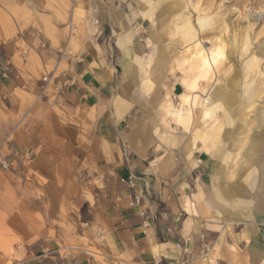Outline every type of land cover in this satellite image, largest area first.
<instances>
[{
  "label": "crops",
  "instance_id": "obj_1",
  "mask_svg": "<svg viewBox=\"0 0 264 264\" xmlns=\"http://www.w3.org/2000/svg\"><path fill=\"white\" fill-rule=\"evenodd\" d=\"M133 1L154 18L183 6ZM146 28L145 61L132 0H0V177L5 190L42 191L59 223L16 264H199L206 243L225 242L220 218L230 233L255 224L247 255L257 264L264 214L217 179L219 136L173 119L172 97L180 106L192 95L193 111L196 90L167 84L169 52Z\"/></svg>",
  "mask_w": 264,
  "mask_h": 264
},
{
  "label": "rangeland",
  "instance_id": "obj_2",
  "mask_svg": "<svg viewBox=\"0 0 264 264\" xmlns=\"http://www.w3.org/2000/svg\"><path fill=\"white\" fill-rule=\"evenodd\" d=\"M163 2L165 6L168 1ZM182 2V7L171 9L163 13L160 18H157L159 12H156L154 18L155 14H151V17L144 16L132 0L133 6L139 13L143 37L148 46L143 60L146 61V58L153 54L151 41L147 40L150 36L146 28L148 22L152 23V30L157 36L152 39L153 43L165 46L169 52L163 66L165 75L163 77L167 84L180 83L182 93L183 80L195 73L193 63L186 57L194 51V44L198 42L205 52L219 45L223 46L224 56L219 67L210 71L205 80H198L199 84L195 89L198 104L193 107L192 118L196 120L198 129L201 131L214 132L219 130V125H223L217 139L225 147L216 153L212 151L220 167L217 179L233 189H240L241 193L238 197L251 201L257 211L264 214V173L252 172L250 157L241 158L242 155L238 154L240 147L245 145L247 135L253 129H259L256 117L264 106V0H182ZM200 17L209 19L208 25L204 28H200L197 23ZM185 22L192 28L189 34L182 28ZM256 71L260 74L259 76L256 75ZM256 79L262 82L260 98H256L257 100L251 105L245 107V88L248 83ZM217 86L220 88L214 91ZM225 93H233L236 97L235 104L229 110L231 126L225 124L226 114H224L222 104L220 105ZM176 97L177 95L172 99L177 108L179 107V96ZM211 102L215 105L210 114L207 117L200 116L198 109L200 104L207 106ZM232 137L239 140L238 145L232 142ZM227 151L232 155L231 157L224 156ZM0 168H3L1 163ZM3 183L0 177V264H16L19 249L23 247L33 250L40 248L46 240L43 237L44 234L48 231L52 234V229L59 223L49 221V206L43 203L44 193L42 191L28 190L25 193L12 189L9 191L3 188ZM211 207L213 206H210V209ZM204 217L216 221V216L211 213L205 212ZM219 221L221 225L219 236L223 237L225 242L217 245L218 239H214L211 243H206L199 264H250L247 252L258 233L255 224L249 223L247 230L244 231L243 227L247 223L241 221L240 224L234 225V233H230L227 229L228 221L221 218ZM214 227L217 228V226ZM226 242L235 243L234 251L239 252L240 258L238 263L233 262ZM257 264H264V250Z\"/></svg>",
  "mask_w": 264,
  "mask_h": 264
},
{
  "label": "bare ground",
  "instance_id": "obj_3",
  "mask_svg": "<svg viewBox=\"0 0 264 264\" xmlns=\"http://www.w3.org/2000/svg\"><path fill=\"white\" fill-rule=\"evenodd\" d=\"M208 20L209 19L207 17H200V18L197 19V23H198L200 28H204L205 26L208 25ZM182 25H183L182 28L187 31L186 33L189 34V33L192 32V28H191L190 24L185 22V24L183 23ZM246 46H247V44L245 43V48H246ZM263 49H264V47H263ZM193 50L194 51H191L186 57L189 60H191V62L193 63V66H194V69H195V73H194L193 76H187V78H185L183 80V82L185 84V87H186L188 92L195 91L197 85L199 84L198 80L199 79L205 80L206 77L210 74V71L217 69L219 67L220 62H222L221 61L222 57L224 56V49H223L222 45H219L216 48H214V49H212V50H210L208 52H205L204 50H202L200 48L199 43L196 42L194 44V49ZM252 66H253V64H252ZM256 75L259 76L260 74H258V72L256 71ZM219 88H220V86L219 87L218 86L215 87L214 91H218ZM261 92H262V82H261V80H259V79L257 80L256 79V80H253L251 83H248L246 88H245V91H244V94H245V107H248L249 105H251V103H253L255 100L260 98ZM187 98H188V95H183V99H184L185 102H186ZM222 98H223V100L220 102V105L222 104V107H223V110H224V114H226V123L225 124L228 126V125L231 124L230 111L229 110H231V106H233V104H235L236 97L234 96L233 93H230V94L229 93H225L222 96ZM219 99H220V96H219ZM184 101H182V103L180 104V106L178 108H174L173 109L172 117H173V119H177L178 121H181L184 124H187L189 122L191 116H192V113H193V111H192L193 104L192 103H194V100H192V95H191V98L189 99L188 103H185ZM205 101H206V103H208V101L206 99H205ZM214 105L215 104L212 103V102L207 104V106L203 105L201 110H200V115L202 117H207L210 114V111L213 109ZM263 105H264V103H263ZM260 109H262V107ZM256 111H258V110H256ZM256 121L258 122L259 129L258 130L257 129H253L247 135V138L245 139L246 141H244V143H245L244 147L243 146L242 147L239 146L240 149H239L238 154L242 155L241 158L242 157H245V158L246 157H250L249 158L250 159L249 162H250V164L252 165V168H253L251 170L252 172L259 171V172L264 173V106H263L262 111L260 110L259 113H257ZM222 127H223V125H219V127H218L219 130H221ZM219 130L217 129L214 132H206V131H204V132H201V133L203 134L204 137H208V138H211V139L213 138L214 139V138H216L219 135ZM231 139H232V142L235 145L239 144V140H237L235 137H232ZM224 146L222 145V147H224ZM222 147H220V149ZM214 153H216V152H214ZM230 156H231V154H229V153L225 155V157H227V158L230 157ZM234 171H236V170H234ZM235 176H236V174H235ZM253 182H254V180H253ZM227 189L228 188H226V190ZM231 190L232 191L234 190V192H235V190H237V189L236 188L235 189L232 188Z\"/></svg>",
  "mask_w": 264,
  "mask_h": 264
},
{
  "label": "built area",
  "instance_id": "obj_4",
  "mask_svg": "<svg viewBox=\"0 0 264 264\" xmlns=\"http://www.w3.org/2000/svg\"><path fill=\"white\" fill-rule=\"evenodd\" d=\"M122 156L126 162L129 161L130 153H129L127 146H125V145H123V147H122ZM1 165L3 168H7L9 166V163L4 160L1 162Z\"/></svg>",
  "mask_w": 264,
  "mask_h": 264
}]
</instances>
